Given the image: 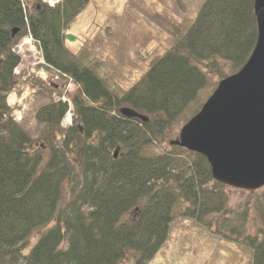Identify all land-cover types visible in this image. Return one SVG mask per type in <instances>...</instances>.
<instances>
[{
    "label": "trees",
    "instance_id": "obj_1",
    "mask_svg": "<svg viewBox=\"0 0 264 264\" xmlns=\"http://www.w3.org/2000/svg\"><path fill=\"white\" fill-rule=\"evenodd\" d=\"M88 1L40 3L37 9L38 0H0V264H122L129 254L133 264H147L168 237L179 199L184 215L228 211L224 184L212 178L205 156L177 145L153 154L145 150L180 115L199 110L210 74L220 80L246 62L257 37L254 0H204L188 28L176 24L173 43L123 90L81 49L63 41ZM28 2H34L38 20L27 28L22 4L30 15ZM27 33L49 71L60 69L77 84L72 123L63 130L67 104L59 99L61 87L27 78L49 96L35 110L43 123L37 138L12 119L6 102L18 83L13 69L20 56L13 46ZM123 105L149 119L122 116ZM261 204L257 234L240 241L250 250L248 264H264V194Z\"/></svg>",
    "mask_w": 264,
    "mask_h": 264
},
{
    "label": "rangeland",
    "instance_id": "obj_2",
    "mask_svg": "<svg viewBox=\"0 0 264 264\" xmlns=\"http://www.w3.org/2000/svg\"><path fill=\"white\" fill-rule=\"evenodd\" d=\"M203 2L89 0L65 29L63 41L71 50L81 49L89 60H94L99 73L112 86L127 89L148 69L150 61L173 43L174 26L180 24L186 30ZM27 8L29 13H34V2H28ZM30 59L32 57L28 56L22 59L21 71L26 70L24 66ZM223 71L229 72L227 65L223 66ZM27 78L17 79L18 97L26 101V115L20 124L31 137L37 138L43 123L34 119V112L49 101V96L35 87L33 90ZM217 80V75H209V87L199 94L201 102L216 86ZM190 116L189 109L167 128L160 140L147 145L145 151L153 154L172 149L170 141L178 137L181 126ZM44 156L47 157L46 149ZM221 190L228 211L216 215H184L186 205L179 199L171 211L173 219L168 237L147 264H248L250 250L240 241L249 234H257L256 230L262 225L264 185L255 190L224 185ZM43 230V227L34 230L29 241L33 242ZM262 237L258 234V240ZM122 264H133L132 255L129 254Z\"/></svg>",
    "mask_w": 264,
    "mask_h": 264
},
{
    "label": "water",
    "instance_id": "obj_3",
    "mask_svg": "<svg viewBox=\"0 0 264 264\" xmlns=\"http://www.w3.org/2000/svg\"><path fill=\"white\" fill-rule=\"evenodd\" d=\"M253 8L257 37L248 59L219 80L199 111L181 127L178 138L170 141L204 155L214 180L247 190L264 185V0H254ZM34 20L31 16V24ZM119 112L148 120L130 106Z\"/></svg>",
    "mask_w": 264,
    "mask_h": 264
},
{
    "label": "bare ground",
    "instance_id": "obj_4",
    "mask_svg": "<svg viewBox=\"0 0 264 264\" xmlns=\"http://www.w3.org/2000/svg\"><path fill=\"white\" fill-rule=\"evenodd\" d=\"M17 50L20 52H31L33 50V46L31 45V43L29 42V37L25 36L23 37L20 42L18 43L17 46ZM13 74L18 78L21 77L18 73H16L15 71H13ZM22 93H20L19 95H21ZM22 96V95H21ZM11 100V101H10ZM7 105L11 108V113L10 116L12 117V119L14 121H16L17 123H21L24 120V117L26 115L25 110H26V101L25 98H21L18 97V94L16 92V90H13L12 92H10L7 96L6 99ZM35 114V112H34ZM34 117V116H33ZM35 119V117H34ZM36 120V119H35ZM21 125V124H20ZM22 126V125H21ZM61 128L63 130H65V127L60 124ZM23 127V126H22ZM24 129V127H23ZM25 130V129H24ZM26 131V130H25ZM27 132V131H26Z\"/></svg>",
    "mask_w": 264,
    "mask_h": 264
}]
</instances>
